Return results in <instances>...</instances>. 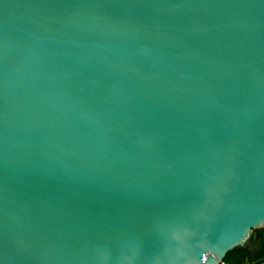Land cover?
I'll use <instances>...</instances> for the list:
<instances>
[{"label":"water","instance_id":"95a60500","mask_svg":"<svg viewBox=\"0 0 264 264\" xmlns=\"http://www.w3.org/2000/svg\"><path fill=\"white\" fill-rule=\"evenodd\" d=\"M262 217L264 0H0V264H220Z\"/></svg>","mask_w":264,"mask_h":264},{"label":"trees","instance_id":"16d2710c","mask_svg":"<svg viewBox=\"0 0 264 264\" xmlns=\"http://www.w3.org/2000/svg\"><path fill=\"white\" fill-rule=\"evenodd\" d=\"M258 233V240L256 243L251 240L244 248H235L228 252L225 260L229 264H244L245 259L261 260L264 258V228L255 230Z\"/></svg>","mask_w":264,"mask_h":264},{"label":"snow or ice","instance_id":"6c2138e0","mask_svg":"<svg viewBox=\"0 0 264 264\" xmlns=\"http://www.w3.org/2000/svg\"><path fill=\"white\" fill-rule=\"evenodd\" d=\"M232 231H233V228L229 229L227 232L218 236L215 240H206L201 247V251L212 250L214 252H218L219 251L218 245L225 244L228 241V238L230 237ZM198 254H197V257H198Z\"/></svg>","mask_w":264,"mask_h":264},{"label":"built area","instance_id":"2783aa9c","mask_svg":"<svg viewBox=\"0 0 264 264\" xmlns=\"http://www.w3.org/2000/svg\"><path fill=\"white\" fill-rule=\"evenodd\" d=\"M220 264H229V263L225 262L224 260ZM244 264H264V258L261 260H255V261L250 260V259H245Z\"/></svg>","mask_w":264,"mask_h":264},{"label":"rangeland","instance_id":"374dc122","mask_svg":"<svg viewBox=\"0 0 264 264\" xmlns=\"http://www.w3.org/2000/svg\"><path fill=\"white\" fill-rule=\"evenodd\" d=\"M225 262H227V263H228V260H225Z\"/></svg>","mask_w":264,"mask_h":264}]
</instances>
